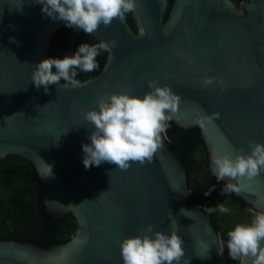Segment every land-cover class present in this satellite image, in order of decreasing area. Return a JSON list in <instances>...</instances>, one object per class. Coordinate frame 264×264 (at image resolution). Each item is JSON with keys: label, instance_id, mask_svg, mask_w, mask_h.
Here are the masks:
<instances>
[{"label": "water", "instance_id": "water-1", "mask_svg": "<svg viewBox=\"0 0 264 264\" xmlns=\"http://www.w3.org/2000/svg\"><path fill=\"white\" fill-rule=\"evenodd\" d=\"M168 6V0H139L131 13L135 30L126 19L101 25L90 36L116 47L100 73L79 88L49 85L46 94L30 76L65 22L43 14L35 0H0V157L29 161L46 211L71 213L77 224L68 241L49 248L0 240V264H122L119 242L149 224L165 234L170 224L176 227L184 241L181 264H226L209 214L187 201L186 170L166 134L151 164L121 171L108 163L85 169L82 162L81 145L91 143L94 130L83 113L99 111L98 97L111 93L142 97L149 80L180 96L171 121L200 127L210 167L214 154L234 158L239 150L249 153L250 142L264 144V0L239 6L235 0H173ZM206 76L214 83L203 84ZM213 113L219 119L203 128L196 123ZM239 188L235 195L264 212V172L242 179Z\"/></svg>", "mask_w": 264, "mask_h": 264}, {"label": "clouds", "instance_id": "clouds-1", "mask_svg": "<svg viewBox=\"0 0 264 264\" xmlns=\"http://www.w3.org/2000/svg\"><path fill=\"white\" fill-rule=\"evenodd\" d=\"M35 2L42 6L41 12L46 16L64 21L66 27L78 29L86 35H92L101 25L109 27L115 19L123 21L127 14L135 13L139 6V0ZM115 47V41H100L92 45L82 43L71 56L41 60L34 66L30 80L37 89L43 87L46 94L52 84L63 89L79 88L82 84L77 79L78 71L91 73L97 70V57L102 52L111 53ZM61 80L64 81L62 85ZM202 83L211 85L214 79L206 76ZM105 87H108L107 82ZM147 87L149 91L142 97L128 92L111 93L107 99L100 96L97 100L99 111L93 109L83 113L84 120L94 129L89 135L91 143L81 145L85 169L108 163L121 171H127L133 163L140 166L153 163L163 148L162 136L166 134L172 115L178 112L181 98L168 85L160 86L155 80H149ZM215 119H219L218 113L199 116L196 123L203 128L205 121L211 123ZM249 149V153L239 150L234 158H229L228 154L212 155V175L217 182L228 180L221 189L222 195L239 192V181H252L264 172V144L250 142ZM108 175L110 178V172ZM213 190L214 186L204 194L207 196ZM204 211L209 215L216 212L228 214L230 209L226 203H219L204 208ZM183 212L181 209L180 213ZM227 235L226 247L234 261L244 262L247 258L248 264H264V212L255 213L248 224L235 225ZM183 244L173 224L169 225V234L154 231V226L149 224L141 229V234L119 242L122 264H181L185 259ZM224 248L221 246L218 254L222 255Z\"/></svg>", "mask_w": 264, "mask_h": 264}, {"label": "trees", "instance_id": "trees-1", "mask_svg": "<svg viewBox=\"0 0 264 264\" xmlns=\"http://www.w3.org/2000/svg\"><path fill=\"white\" fill-rule=\"evenodd\" d=\"M242 1L244 0H235L238 6ZM168 2L169 10L173 0H168ZM166 17L167 14L164 19ZM125 19L135 30L131 13L127 14ZM82 43L92 45L99 41L86 35L83 31L62 26L54 33L47 58L71 56ZM106 57L107 52H102L97 57L99 68L91 73L78 71L77 79L82 82L98 75ZM168 124L167 144L180 159L187 174L189 190L187 201L199 204L203 211L206 207H214L225 202H228L227 207H234L241 211V213L237 212L232 215L230 227L224 226L223 229L220 225L222 213L216 212L209 215L214 228L222 237L226 264H240V261H234L228 254L227 233L237 224L251 222L253 213L244 214L243 221L239 219L243 215L242 212L252 210L251 206L234 193L225 196L221 194V189L226 183L217 182L211 173L208 150L200 127L184 128L171 120ZM212 186H214V190L206 196L204 193ZM76 227V221L71 213L62 217H53L46 211L41 197L40 179L29 161L16 155L0 157V240L12 239L28 242L41 248H49L68 241L75 233ZM221 231L222 233H220Z\"/></svg>", "mask_w": 264, "mask_h": 264}, {"label": "rangeland", "instance_id": "rangeland-1", "mask_svg": "<svg viewBox=\"0 0 264 264\" xmlns=\"http://www.w3.org/2000/svg\"><path fill=\"white\" fill-rule=\"evenodd\" d=\"M226 204H228V202H225ZM229 209H230V212L228 213V214H222L221 216H222V219H221V222H220V225H221V228L223 229L224 228V226H228V227H230V224H231V222H230V220H231V216L232 215H235L237 212L238 213H241V211H239V210H237V208H234V207H228ZM249 213H253V214H255V213H257V212H255V211H253V210H247V211H244V212H242V216H241V218H239L240 219V221H243V219H244V214L245 215H248ZM241 224V223H240ZM220 233H222V231L220 232ZM220 235V234H219ZM220 238H221V240H222V237H221V235H220ZM223 241V240H222ZM224 254H225V250H224ZM225 257H226V255H225Z\"/></svg>", "mask_w": 264, "mask_h": 264}]
</instances>
